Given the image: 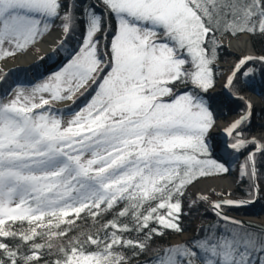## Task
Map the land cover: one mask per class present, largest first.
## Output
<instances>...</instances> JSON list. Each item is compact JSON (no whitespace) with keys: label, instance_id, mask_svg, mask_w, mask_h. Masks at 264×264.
<instances>
[{"label":"snow or ice","instance_id":"obj_1","mask_svg":"<svg viewBox=\"0 0 264 264\" xmlns=\"http://www.w3.org/2000/svg\"><path fill=\"white\" fill-rule=\"evenodd\" d=\"M101 3L103 13L85 6L77 17L76 0H0V59L26 50L57 19L65 36L84 23L82 42L58 70L0 99V264H264V228L224 211L260 192L264 143L243 133L250 102L224 132L232 152L255 146L240 165L251 199L213 202L217 223L191 241L150 243L183 231L189 185L230 171L212 155L216 120L206 95L215 84L217 33L264 37V0ZM256 61L264 56L240 59L225 87ZM89 93L67 122L52 109ZM108 213L113 218L101 222ZM88 217L96 231L70 235Z\"/></svg>","mask_w":264,"mask_h":264},{"label":"trees","instance_id":"obj_2","mask_svg":"<svg viewBox=\"0 0 264 264\" xmlns=\"http://www.w3.org/2000/svg\"><path fill=\"white\" fill-rule=\"evenodd\" d=\"M65 6H67L68 0H64ZM77 8H76V15L80 17L81 12L85 6L94 7L97 13H103V4L101 0H76ZM113 28L115 27V20L111 17L109 18ZM61 24L59 19L55 20L54 24L51 26H58ZM50 27V28H51ZM84 34V23L82 20H78L76 30L67 36L64 35V46L60 48L63 52L64 59L63 63L67 61L69 53L78 49L80 43L82 42V37ZM247 34V33H246ZM240 34L235 36L231 35L230 33H217V39L219 40L225 36H232L236 37ZM251 43L253 50L257 53L264 54V37L260 36H252L247 34ZM40 39V38H38ZM37 39V40H38ZM32 46V45H31ZM29 46L28 48H30ZM231 55V52L223 45H220L218 48V56L216 60L224 61L228 56ZM61 64V65H62ZM61 65L57 66L52 71H42V69L37 66L36 64L30 67H13L6 71H0V77H5L4 79L0 80V99L10 98L9 93H12L13 89L17 86L23 87L25 89H29L36 85L37 83L42 82L45 80L51 73L58 70ZM251 67L254 69L253 73L249 76H244L242 73L243 71H247V68ZM214 69V81L216 80V67L215 64L213 65ZM182 91L184 89H181ZM229 94L239 92L249 91L254 93L262 103L261 114L259 118L254 121L253 125L247 123L243 126V133L245 137H248L249 134L253 131L255 127H260L264 129V64L260 62H249V64L242 70L241 73L237 75L234 79L233 85L231 88L227 90ZM207 98L211 104L212 110L214 112L215 120L222 118L225 119L230 114H233L237 111L242 112V110H246V103L242 99H238L236 97H229L226 96L222 90H217L212 93H207ZM91 93L86 94L84 97H79L76 100L75 105L71 102L67 105H59L57 102L53 103L52 109L53 111L59 110L58 114H61L63 118L71 117L72 113L75 110H78L82 107L88 99H90ZM228 142L231 143V138L229 137ZM253 145H249L246 150H243L239 153V156L243 158L247 156V152L249 149L253 148ZM213 157L216 158L218 161L223 162L224 160L219 159L214 152L212 153ZM257 167L259 169V178L258 182L264 184V157H261L259 153H257ZM213 176V175H212ZM203 178V177H202ZM186 193V192H185ZM230 194L234 198L238 199H245L249 200L251 197L249 196V180L246 177H241L238 182L235 184L234 188L230 191ZM182 204H183V212L184 215L180 218V224L183 231L187 230L193 223V221H197V232L193 237L186 240L191 241L198 236L204 235V229L207 228L209 224L217 223L218 218L215 216L212 209L202 201L196 203H190L186 194L182 197ZM225 211L230 213H235L238 215H259L264 213V201H254L253 203L241 207H228L224 208ZM83 215V214H82ZM113 218L112 213L105 214L102 221L111 220ZM79 227L70 235H76L77 232L80 231H92L95 232L96 229L99 227L98 224H94L91 217L86 218L85 220L77 221ZM27 227V224H25ZM255 230V229H252ZM182 231V232H183ZM181 233V232H180ZM180 233H176L174 231L167 230L165 234L160 237H154L151 243L152 249H157L160 247H167L172 244L169 239L171 235H178ZM130 235L135 236V233H131ZM184 243V242H183ZM181 244V243H179ZM152 255V252H149L148 255H141L138 257L140 262H145L149 259ZM133 264H136V261H133Z\"/></svg>","mask_w":264,"mask_h":264},{"label":"rangeland","instance_id":"obj_3","mask_svg":"<svg viewBox=\"0 0 264 264\" xmlns=\"http://www.w3.org/2000/svg\"><path fill=\"white\" fill-rule=\"evenodd\" d=\"M54 33H58L59 34V39L56 41L55 45L53 46L52 49L49 50H45L46 47L49 46V42H44L43 44H38V42L40 40H42V38L38 39L30 48H27L24 51L21 52H17V54H22L23 56L21 57L23 59V62H18V63H12V61H15L17 54L14 56H10L7 57L5 59H0V71H6L9 70L13 67H30L33 65H37L39 66L42 71L46 72V71H52L54 70L57 66L61 65L64 59V54L63 52L60 50L59 46H60V41L64 39V33L62 31V27L61 24L58 26H53L50 28V30L47 32H53ZM46 34V33H45ZM44 34V35H45ZM43 35V36H44ZM237 37V36H236ZM248 37V36H247ZM249 39V37H248ZM250 43V40H249ZM220 45L225 46L230 52L231 55L228 56L224 61H220V60H216L215 61V67H216V80H215V84L214 87L211 88L208 93H212L214 91L217 90H221L222 87H217L216 86V81L219 78V76L222 73L223 67L222 64H226L227 68L229 69V71L231 70V68L241 59L242 55L241 54H237L234 53L231 48H229L227 45L220 43ZM251 46V43H250ZM252 47V46H251ZM54 48H59V51L56 54H53V49ZM245 92H249V91H245ZM252 93V92H250ZM254 94V93H252ZM243 100V99H242ZM244 101V100H243ZM259 109L256 111V113H254L252 116H250V120H249V124L253 125L254 121H256L260 114H261V106L262 103L259 100ZM246 104L247 102L244 101ZM59 105L63 106V105H67L70 104L69 101H63V102H57ZM260 110V111H259ZM242 112L237 111L233 114H230L229 116H227L225 119L219 118L216 119V121H226L228 119H230L233 116L236 115H240ZM71 117H66L64 120L65 122H67L68 119H70ZM257 129H261L260 127H255L253 129L257 130ZM252 131V132H253ZM251 132V133H252ZM224 133V131H223ZM250 133V134H251ZM222 136V135H221ZM221 136H219L217 139H213L211 140L213 146H214V154L221 160L227 161L226 166L229 167L230 171L232 170V168L235 165L240 166L243 163V158L239 156V153H235L236 154V158L233 159L234 163L231 161L232 158V154L230 153L229 149H227L226 147H223L220 144V139ZM247 138V137H246ZM255 147V146H254ZM230 171L226 174H218V175H213V176H208V177H203V178H199L198 180L194 181L191 185L188 186L187 190H186V196L189 199L190 203H196L199 201L204 202L205 204H207L209 206L210 202L212 199L214 198H220L223 196H232L229 192V194H226L225 192H223V190H218L216 189L214 186H207L204 183H200L199 181L201 180H205V179H209V178H218V177H225L227 176ZM241 178V176L239 177V179ZM238 182V181H237ZM236 182V183H237ZM258 182V181H257ZM235 183V184H236ZM258 184L260 185L261 183L258 182ZM264 186V184H262ZM235 186V185H234ZM233 186V188H234ZM204 196L207 197L206 200L204 199H200L199 197ZM262 200L264 201V196L259 194V199L256 201ZM235 214V213H233ZM238 215V214H237ZM262 215H264V213H261L259 215H246V216H252V217H256V218H260ZM197 221H193L192 225L185 231L181 232L178 235H171L169 241L172 244H179V243H183L186 240L190 239L191 237H193L195 235V233L197 232ZM183 233H187V236L184 237L183 239H181L180 237L182 236Z\"/></svg>","mask_w":264,"mask_h":264},{"label":"bare ground","instance_id":"obj_4","mask_svg":"<svg viewBox=\"0 0 264 264\" xmlns=\"http://www.w3.org/2000/svg\"><path fill=\"white\" fill-rule=\"evenodd\" d=\"M58 39H59V34L57 32L54 33L53 31V32L46 33L43 36L42 40L38 42V44L49 42V46L45 48V50H49L53 48V46L55 45ZM220 42L227 45L229 48H231V50L234 53L241 54L242 57L248 55L252 51L250 43H249V39L246 34H241L237 37H232V36L223 37ZM22 56H23L22 54H17L15 61H12V63L23 62V59L21 58ZM222 67H223L222 73L216 81L217 87H222L224 85L226 78L230 72L226 64H222ZM248 95H249V98H248L249 102L252 105V108H251V116H252L259 109L260 103L258 101V98H256L254 95L250 93H248ZM237 118H239V115L233 116L226 121H220V120L216 121L215 126L210 132V136L212 137V140L213 139L215 140L219 136H221L225 128ZM249 135L256 138L257 141L264 143V129L261 128V129L254 130ZM229 151L232 154L231 161L234 163L233 159L236 158V154L235 152H232V150H229ZM239 177H240V166L235 165L230 171V173L225 177L209 178V179L201 180L199 182L204 183L207 186H214L216 189L218 190L221 189L226 194H229V192L233 189V186L235 185V183L239 180ZM259 189H260L259 194L264 196V186L262 184L259 185ZM247 218L252 219L264 225V215H262L260 218H256L252 216H248ZM186 236H187V233H183L180 238L183 239Z\"/></svg>","mask_w":264,"mask_h":264},{"label":"water","instance_id":"obj_5","mask_svg":"<svg viewBox=\"0 0 264 264\" xmlns=\"http://www.w3.org/2000/svg\"><path fill=\"white\" fill-rule=\"evenodd\" d=\"M246 35H247V34H246ZM247 36H248V35H247ZM218 41H219V44H220V43H221V42H220L221 39H219ZM251 49H252V51H251V53H249L248 55H252V56H255V57L264 56V54H262V53H257V52H255V51L253 50L252 47H251ZM248 55H246V56H248ZM243 57H245V56H243ZM243 57H241V59H242ZM238 62H239V61H238ZM238 62H237V63H238ZM234 66H235V65H234ZM234 66L231 68L229 74H231V71L233 70ZM226 80H227V78H226ZM225 84H226V81H225L224 85L222 86V91H223V93H224L226 96H229V97H236V96H234L233 94H229V92L227 91L228 88L225 87ZM248 93H250V92H239V93L236 94V95L239 96V97H243V100L246 101V102L248 103V102H249V99H248V98H249V95H248ZM250 94H252V93H250ZM252 95H254L256 98H258L255 94H252ZM253 138H254V137H252L251 135H249V136L247 137V139H249V140H251V139H253ZM228 139H229V137L226 136L225 132L222 133V136H221V139H220V144H221L223 147H225L226 144H229V143H228ZM255 139H256V138H255ZM256 140H257V139H256ZM227 149L231 150L230 148H227ZM253 149H254V148L250 149V150L247 152V155H248V153H249L250 151H252ZM258 199H259V196L255 199V201L258 200ZM223 200L239 201V200H245V199H238V198H234V197H232V196H223V197H220V198H214V199H212L211 202H210V204H209V207L211 208V205H212L213 202H216V201H223ZM252 203H253V202H252ZM249 204H251V203H249ZM249 204H247V205H249ZM211 209H212V208H211ZM212 211H213V210H212ZM224 211H225V210H224ZM213 212H214V211H213ZM225 213H226L228 216L235 218L236 220L243 221L245 225H254V226H258L259 228H264V225H263V224H260V223H258V222H256V221L252 220V219L247 218L248 216H246V215H237V214H233V213H230V212H227V211H225Z\"/></svg>","mask_w":264,"mask_h":264}]
</instances>
